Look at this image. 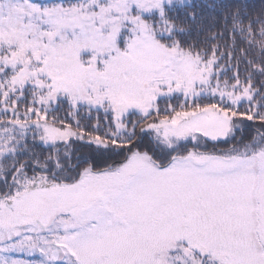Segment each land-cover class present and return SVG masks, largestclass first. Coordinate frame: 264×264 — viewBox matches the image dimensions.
<instances>
[{
	"label": "snow or ice",
	"instance_id": "obj_1",
	"mask_svg": "<svg viewBox=\"0 0 264 264\" xmlns=\"http://www.w3.org/2000/svg\"><path fill=\"white\" fill-rule=\"evenodd\" d=\"M0 264H264V0H0Z\"/></svg>",
	"mask_w": 264,
	"mask_h": 264
},
{
	"label": "trees",
	"instance_id": "obj_2",
	"mask_svg": "<svg viewBox=\"0 0 264 264\" xmlns=\"http://www.w3.org/2000/svg\"><path fill=\"white\" fill-rule=\"evenodd\" d=\"M209 3H211L212 1L210 0V1H208Z\"/></svg>",
	"mask_w": 264,
	"mask_h": 264
},
{
	"label": "rangeland",
	"instance_id": "obj_3",
	"mask_svg": "<svg viewBox=\"0 0 264 264\" xmlns=\"http://www.w3.org/2000/svg\"><path fill=\"white\" fill-rule=\"evenodd\" d=\"M208 1H210V0H208ZM212 1V0H211Z\"/></svg>",
	"mask_w": 264,
	"mask_h": 264
}]
</instances>
